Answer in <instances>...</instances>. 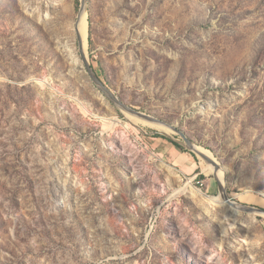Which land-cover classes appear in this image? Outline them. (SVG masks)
<instances>
[{"label": "rangeland", "instance_id": "374dc122", "mask_svg": "<svg viewBox=\"0 0 264 264\" xmlns=\"http://www.w3.org/2000/svg\"><path fill=\"white\" fill-rule=\"evenodd\" d=\"M0 0V264H264V0ZM156 125V124H153ZM177 143L187 169L156 150ZM225 200V201H224Z\"/></svg>", "mask_w": 264, "mask_h": 264}, {"label": "water", "instance_id": "95a60500", "mask_svg": "<svg viewBox=\"0 0 264 264\" xmlns=\"http://www.w3.org/2000/svg\"><path fill=\"white\" fill-rule=\"evenodd\" d=\"M86 7V0H81V14L86 12L85 8ZM80 14V15H81ZM80 17V16H79ZM77 38L80 44V50L82 53V58H83V62H84V66L85 69L88 73V75L90 76L92 82L96 85V87L106 96L108 97L112 102H114L117 106H119L121 109H123L124 111H126L127 113H129L132 116H135L139 119H142L144 121L150 122V123H156V124H162V125H166L163 122H161L158 118L151 116V115H147L144 114L140 111H137L133 108H131L130 106L126 105L123 101H121L105 84L104 82L99 78V76L96 74V72L94 71V68L92 67V65L90 64V61L88 59V56L85 54L84 52V44H83V38L80 34V32H77ZM168 126L170 129L178 132L183 139L186 142L187 147L193 151L194 153H196L197 155H199L207 164H210L212 166H214L215 171L216 172H222L223 173V168L221 166V164L216 161V159L210 157L209 155L199 151L197 149V145L188 138V136L186 135V133H184V131L182 130H178L176 129L174 126H170V125H166ZM218 185H219V189L221 192V197H224L227 201H230L227 197H226V190H225V186H224V182H226V176H224V182L220 181L216 176H215ZM250 212H258L261 214H264V210L263 209H257L254 207H250L247 208Z\"/></svg>", "mask_w": 264, "mask_h": 264}, {"label": "crops", "instance_id": "0c3cea01", "mask_svg": "<svg viewBox=\"0 0 264 264\" xmlns=\"http://www.w3.org/2000/svg\"><path fill=\"white\" fill-rule=\"evenodd\" d=\"M154 140L157 142L156 150L162 157H167L171 164L183 169L191 167L188 155L174 145L172 141L166 138H154Z\"/></svg>", "mask_w": 264, "mask_h": 264}, {"label": "bare ground", "instance_id": "6f19581e", "mask_svg": "<svg viewBox=\"0 0 264 264\" xmlns=\"http://www.w3.org/2000/svg\"><path fill=\"white\" fill-rule=\"evenodd\" d=\"M86 21H87V17H86V12L82 13L75 25V32H80L82 38H83V44H84V47L86 45V29H85V26H86ZM80 44H79V52L81 54V57H82V53H81V50H80ZM85 52V51H84ZM86 54V53H85ZM87 55V54H86ZM83 60V58H82ZM84 63V62H83ZM153 124H156V123H152V126L161 130L162 132H164L165 134L167 132H169V129H168V126L166 125H162V124H156V125H153ZM197 149L207 155H209L207 152H205L202 148L200 147H197ZM209 166L208 167H205L204 170L206 171H210L211 168L215 171V168L214 166L208 164ZM216 172V171H215ZM216 174H218V177H219V180L224 182V177H223V173L222 172H216ZM225 201V200H224Z\"/></svg>", "mask_w": 264, "mask_h": 264}, {"label": "trees", "instance_id": "16d2710c", "mask_svg": "<svg viewBox=\"0 0 264 264\" xmlns=\"http://www.w3.org/2000/svg\"><path fill=\"white\" fill-rule=\"evenodd\" d=\"M167 139V138H166ZM174 143V142H173ZM174 145H176L177 147H179L182 151L184 150L183 148H181L177 143H174Z\"/></svg>", "mask_w": 264, "mask_h": 264}]
</instances>
